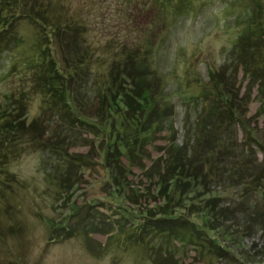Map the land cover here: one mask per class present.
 Returning a JSON list of instances; mask_svg holds the SVG:
<instances>
[{"label": "rangeland", "instance_id": "1", "mask_svg": "<svg viewBox=\"0 0 264 264\" xmlns=\"http://www.w3.org/2000/svg\"><path fill=\"white\" fill-rule=\"evenodd\" d=\"M28 6L34 18L43 22H69V26H62L64 31L51 33V29L43 27L47 35L44 41L59 64L64 66V62H72L82 54L101 60L93 74L86 70L81 75L85 76L83 86L77 84L75 91L79 111L89 122L101 123L98 120L102 118L103 103L98 85L103 84L105 69L114 60L124 61V55L132 51L134 56L145 57L154 69V95L159 98L164 123L139 149L143 170L132 167L129 173L125 172L127 198L121 195L122 202L115 204L107 185V167L114 164L115 157L109 155L102 162L105 137L98 134L96 127L72 124L63 118V112L56 113L41 104L34 89L40 67L36 53L38 27L28 18L17 21L14 40L0 51V107L11 100L9 107L13 114L19 113L30 134L18 138L17 134L0 133V151L2 140L9 144L3 168L0 158V264H264V234L258 226L242 229L244 214L239 212L243 206L239 201L246 199L251 206L260 201L254 193L264 188V152L243 138L240 127H235L236 141L245 156L239 154V149L236 151L242 160L249 156L243 160L242 170L246 176L242 181L249 184L227 189L214 185L215 189H210L206 183L200 189L205 194L213 190L211 198L213 194L220 196L215 206L224 211H216L222 218L214 226L222 225V229H213L209 235L227 251L221 253L219 247L212 252V247L202 254L192 245L169 239L166 233L154 234L151 227L144 235L143 245L132 243V234L127 240L130 232L139 230L132 224V215H143L142 211L161 201L153 194L158 188L154 170L165 167L167 157L181 155L179 151L192 155L206 149L210 126L203 128V121L199 125L203 130H198L193 122L203 111L201 96L216 90L213 77L221 75L216 78L218 86L225 84L224 91L239 101L245 127L264 139L262 65L258 61L259 71L250 77L251 73L243 72V67L235 62L239 55L234 53V46L248 31L254 8L264 26V0H190L175 5L176 9L165 8L157 0H31ZM246 39L248 36L244 43ZM245 61L250 63L249 56ZM120 74L116 73V81ZM156 116L151 114L150 120L156 121ZM54 145L58 147L53 148ZM75 155L88 160V164L72 165ZM121 162L127 166V161ZM135 162L139 164L140 159ZM57 165L70 167L69 177L76 179L68 194L55 195L54 182L50 183L58 177L59 173L53 174ZM90 203L93 206L88 207ZM79 206L80 215L70 217L72 208ZM198 207L179 209L177 213L198 221L197 215H190ZM231 208L236 210L230 211ZM122 213L130 214L129 219ZM58 216L77 230L84 223L91 233L78 230L70 238L56 236L50 244L45 219L56 220Z\"/></svg>", "mask_w": 264, "mask_h": 264}, {"label": "trees", "instance_id": "2", "mask_svg": "<svg viewBox=\"0 0 264 264\" xmlns=\"http://www.w3.org/2000/svg\"><path fill=\"white\" fill-rule=\"evenodd\" d=\"M29 2L31 0H0V51L3 50L2 46L9 44L12 39L14 40L16 29L14 27L17 21L28 18L37 25L39 34L37 33L38 37L36 38V53L37 63L40 67L37 73L39 76L34 83V89L41 97L42 105L52 107L56 113L63 112V118H67L72 124L78 123L82 127H84L83 124L96 127L98 134L105 137L106 148L103 156H101L102 162L109 155L115 157L112 161L114 164H109L107 167L110 175L107 185L112 190L110 192H112V198L116 200L115 204H120L122 202L121 195L122 198H127L126 188L129 187L125 172L129 173V169L132 167L143 170L144 166L141 164L142 157L139 154V149L144 144H147L148 138H151L154 135L153 133L156 130L158 131V128L164 123L162 115H160L161 111L159 108L161 104L158 100L159 98L154 95L157 87L154 81V69L149 65L150 63L146 62L145 57L134 56L132 51H128L124 55V61L115 62L114 60L108 66V69H105L103 87L100 84L98 85L99 100L103 103L101 107L102 118L98 120L101 123L89 122V118L84 117L79 111V100L75 91L78 88L77 84L83 86L85 79L83 77L85 76L82 77L81 75L86 70L90 75L91 73L93 74V71L99 69L100 59L95 60L91 56L82 54L77 56V59L72 62H64V66L61 63L59 64L44 41L47 35L45 36L43 27L51 29L52 33L69 26V22H62L64 25L62 27L63 25L58 22L49 24L45 20L43 22L41 18H34L32 9L28 6ZM157 2L165 6V8L176 9L180 2L188 3L190 0H157ZM257 12L255 8L252 10L254 18L252 16V21L248 23V31L242 36V41L234 46V53H236V57L239 55L235 62L243 67V72L248 75L251 73L250 77L258 73L257 64L260 62L262 65L261 69H263L260 81L264 85V26L259 15H256ZM73 27L75 28L74 25ZM247 36L249 41L246 39L247 43H244ZM247 56H249L250 63L245 61ZM121 63H123L122 66L120 65ZM120 72V79L116 81V73ZM79 76L81 77L78 78ZM218 76L220 77L221 75H216L211 81L214 83L216 90H210L209 93L205 92L201 96L203 105L201 109L203 111L199 113V117L193 122L198 130H203L207 125L210 126L211 138L205 147L206 149L204 151L200 150L202 152L193 153L194 155H184V152L179 151L181 155L173 154L167 157L166 166L154 170L156 173L153 179L158 188L153 194H156L161 201L154 208L142 211L143 215H140V213L132 215V224L137 226L139 230L136 233L139 232V234H136L135 231L130 232V237H127L128 241H130L132 234V239L135 240L132 243L143 245L146 241L144 235L148 232V227H151L154 229V234L158 232L166 233L167 237L173 241L198 248L200 250L199 253L205 250L210 252L212 247V252L215 250L214 248L218 249L219 247L221 249L220 252L227 251L221 248L215 237L209 235V232L213 229H222V225H219V228L217 225L214 226L215 221L222 218V215H216V211H224V209L215 206V201L220 196L213 194L214 198H211L210 194L213 190H208L205 194L202 193L203 189H200L206 183L211 185L210 189H215L214 185L227 189L230 187L238 188L242 184L244 186L249 184L242 181L246 177L242 173L245 168L243 163L245 158L249 156L243 157L244 161L241 157L238 158L237 149H239V154L242 153L245 156V153L241 151L242 145L239 146L237 144L235 127H240L243 131V138L250 140L251 144L258 147L260 152H264V139H261V137L257 138L255 133L245 127L244 115L239 111L241 109L239 101L234 96H231L228 91H224L225 84L219 83L218 86V80L216 79ZM218 87L221 88L219 89ZM221 89H223L222 92H220ZM6 103L7 106L0 107V133L17 134L18 138L23 134H30V131L27 132L24 128L23 120L19 117V113L13 114L12 108L9 107L12 103L11 100ZM162 105L165 106L163 102ZM145 114H147L146 119L144 117ZM151 114L157 115L156 121L150 120ZM201 117L202 119H200ZM203 121V128H201L199 125ZM102 123L103 127L98 125ZM107 126L109 127L107 128ZM65 130L66 128L63 129V131ZM105 132L108 133L107 136L103 134ZM98 134H96L97 137ZM32 139L35 140V138ZM1 142L0 158L2 159L1 167L3 168L7 159L5 151L9 144L5 140ZM46 144L49 146L48 142ZM198 146L201 148L202 144L200 143ZM57 147L58 145L53 146V148ZM13 151L14 147L11 148L10 152L12 153ZM72 157L75 159L71 161L72 165L83 167L88 164V160H84L81 156L75 155ZM138 158L140 159L139 164L135 162ZM122 159L127 161L126 167L122 165ZM246 167L251 169L249 166ZM115 168H118L119 171L116 172ZM69 169L70 167L57 165L53 174L59 173L58 177L55 176L56 178L54 177L55 179L51 180L47 179V182L49 180L51 181L50 183L54 182L55 195L68 194L70 193L68 190L75 185L74 181L76 179L73 180L69 177ZM2 170L4 171L5 169ZM121 171H124L123 175ZM254 194L257 197V201L258 198L260 201L254 202L253 206L246 199L239 201V204L243 205L242 207L240 206L239 212L241 216L244 214V218L240 221L243 225L241 228L244 229L246 226L255 228L258 226L257 229L264 234V188H260ZM195 205L199 207L190 212V215H197L198 221L183 218L182 214L177 213L179 209H188L189 211ZM91 206L93 205L90 203L88 207ZM80 208V206L78 208L73 207V213L69 216L80 215ZM229 210L233 211L236 209L231 208ZM129 215L127 214L125 217L129 219ZM65 220L63 221V218L59 216L56 220L54 218L45 219V224L49 230L50 244L56 240L54 239L56 236H59V238H70L78 230H84L86 233L87 230L84 227V223L77 230L76 227L68 226V222L65 223ZM79 222L82 223V221ZM86 237L88 238L87 235Z\"/></svg>", "mask_w": 264, "mask_h": 264}, {"label": "bare ground", "instance_id": "3", "mask_svg": "<svg viewBox=\"0 0 264 264\" xmlns=\"http://www.w3.org/2000/svg\"><path fill=\"white\" fill-rule=\"evenodd\" d=\"M23 156V155H22ZM22 158V157H21Z\"/></svg>", "mask_w": 264, "mask_h": 264}]
</instances>
